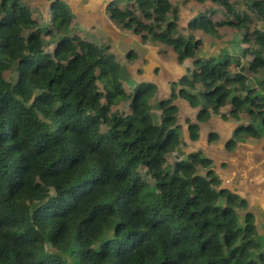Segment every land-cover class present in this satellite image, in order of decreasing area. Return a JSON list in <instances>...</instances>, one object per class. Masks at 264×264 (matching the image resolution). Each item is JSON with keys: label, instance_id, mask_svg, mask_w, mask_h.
I'll use <instances>...</instances> for the list:
<instances>
[{"label": "trees", "instance_id": "16d2710c", "mask_svg": "<svg viewBox=\"0 0 264 264\" xmlns=\"http://www.w3.org/2000/svg\"><path fill=\"white\" fill-rule=\"evenodd\" d=\"M26 1L0 0V264H264L247 200L201 151L174 156L212 114L236 122L228 152L264 138V77L250 86L264 70V0H195L209 7L185 33L170 0L107 6L111 23L190 62L157 121L154 84L127 91L116 57L73 32L64 2L46 0L40 22ZM226 29L238 43L217 56L193 35ZM176 98L198 121L186 139Z\"/></svg>", "mask_w": 264, "mask_h": 264}, {"label": "rangeland", "instance_id": "374dc122", "mask_svg": "<svg viewBox=\"0 0 264 264\" xmlns=\"http://www.w3.org/2000/svg\"><path fill=\"white\" fill-rule=\"evenodd\" d=\"M60 1L64 2L73 14L74 20L71 26L73 27V32L85 41L108 47L109 53L116 57L121 65V78L127 91H131V87L140 82L152 83L157 87V93L151 101L154 107L151 113L157 121L159 115V111L156 108L157 101L170 97V85L188 71L190 62L186 61L184 64L178 65L175 61V55L171 51H167L163 45L153 42L150 38H147V42H141L140 37L134 35L131 31L124 30L111 23L106 8L110 3H115L119 0ZM170 2L179 13L178 28L183 33H185L187 23L198 17V14L209 7L208 5L196 4L195 0H170ZM26 4L37 21L47 20L45 13L48 3L46 0H27ZM214 19L221 20L222 17L218 13L214 16ZM193 35L203 43L201 51L215 56L230 50L232 43H238V37H235L228 29L225 32L222 30L219 38H212L198 31L194 32ZM129 52H133L135 55L133 59L126 57ZM246 60H249V57ZM263 77L264 70L255 76H251L250 86L257 89L258 83L262 81ZM260 92L262 93V91ZM173 104H177L179 108L177 122L181 127L180 137L186 139L185 124L187 120L197 123L196 113L195 111H189L186 107L187 104L182 103L178 98L173 101ZM117 109L122 112L127 111V103L119 105ZM225 110L223 109L222 112H225ZM248 123V117L241 116L240 124L246 125ZM235 124L236 122L231 119L230 121H223L219 116L212 114L207 122L198 123V140L192 143L186 139L185 146H179L174 156H178L177 158L179 159H185L187 154L201 151L203 156L213 161V168L216 166L224 170L221 186H228V190H232V182L238 178L232 175L231 171L236 175H248L245 172L246 167L254 166L255 162L262 158V153H264L262 151L264 138L262 139L263 142L262 140L243 138L232 151L228 152L225 149V144L232 138ZM210 133H215L218 136L213 143L208 142ZM226 169H228V175L226 174ZM258 170L261 173V170H264V164ZM241 181L243 180L241 179ZM234 192L247 200L249 210L256 215L257 225L262 232L261 236L264 240V217L261 215V209L264 210V194L261 193L264 192V182H260L255 187L254 185H245L240 190L234 189Z\"/></svg>", "mask_w": 264, "mask_h": 264}, {"label": "crops", "instance_id": "0c3cea01", "mask_svg": "<svg viewBox=\"0 0 264 264\" xmlns=\"http://www.w3.org/2000/svg\"><path fill=\"white\" fill-rule=\"evenodd\" d=\"M264 164V155L262 158H260L257 162H255L254 166H249L246 167L245 172L248 175H236L233 171L232 175L237 176V180H234L232 182L233 186L231 187L232 190L237 189L240 190L241 187H244L245 185H254V187L258 184H260V182H264V170H261V173L258 169H261V166ZM214 171L215 174L218 176V178L221 180V184L223 181V177H224V170L219 169L218 167L214 166ZM253 173H258V174H253ZM226 174L228 175V169H226ZM241 179L243 181H241ZM223 187V186H222ZM226 188H228V186H225ZM236 187V188H235ZM264 194V192H261ZM261 215L264 217V210L261 209ZM260 216V217H262ZM262 217V218H263Z\"/></svg>", "mask_w": 264, "mask_h": 264}]
</instances>
